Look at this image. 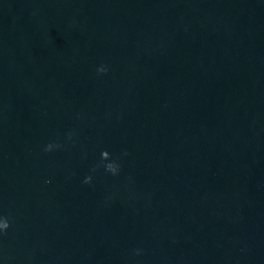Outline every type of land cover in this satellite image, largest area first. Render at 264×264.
<instances>
[{"label":"clouds","instance_id":"obj_1","mask_svg":"<svg viewBox=\"0 0 264 264\" xmlns=\"http://www.w3.org/2000/svg\"><path fill=\"white\" fill-rule=\"evenodd\" d=\"M101 71H103V69H101ZM51 149V145L48 146V149L46 150H50ZM101 157L103 160H108L109 159V153L107 151H103L101 153ZM106 169L107 171L109 172H112L113 174H115L118 170V166L115 164V163H108L106 165ZM91 181V177H87L85 179V183H89ZM9 221L7 218H4V219H0V229L2 230H7L8 227H9Z\"/></svg>","mask_w":264,"mask_h":264}]
</instances>
